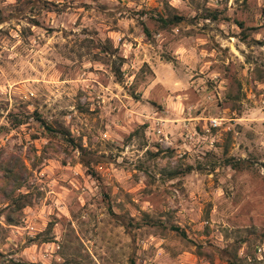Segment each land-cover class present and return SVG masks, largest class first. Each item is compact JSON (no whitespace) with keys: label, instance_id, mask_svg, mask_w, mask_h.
I'll use <instances>...</instances> for the list:
<instances>
[{"label":"rangeland","instance_id":"374dc122","mask_svg":"<svg viewBox=\"0 0 264 264\" xmlns=\"http://www.w3.org/2000/svg\"><path fill=\"white\" fill-rule=\"evenodd\" d=\"M0 20V164L26 169L3 264H264V0H0Z\"/></svg>","mask_w":264,"mask_h":264},{"label":"trees","instance_id":"16d2710c","mask_svg":"<svg viewBox=\"0 0 264 264\" xmlns=\"http://www.w3.org/2000/svg\"><path fill=\"white\" fill-rule=\"evenodd\" d=\"M138 14L143 17L144 14L146 15L147 13L145 11H142V13H138ZM150 19L151 21H154V23L158 26V30L171 29V28L177 27L182 22H185L188 20L186 17L179 16L177 14H173V15L172 14L162 15L161 14V15H158L157 17H152ZM204 19L217 20L218 15L217 13L210 14V15H207V17H204ZM3 23H4V20H0V25ZM239 27L241 29H244V24L239 23ZM143 34L148 40H151L152 31L148 27H146L144 24H143ZM36 118L39 122H41L44 125V127L49 132H51L52 134H56V135L59 134L57 133L55 129L47 125V123L44 120H42L41 117H39V115H36ZM14 159H16L17 161ZM91 162H92L91 160H87V161H84L83 163L85 167L89 170L90 175L98 181L99 178L97 177V174L95 173V171L91 169ZM228 163L234 169H242L241 162L228 161ZM187 170H188L187 172H191L193 169L192 167H189ZM25 171L26 169L22 161H20V159L14 156H12L11 158L5 160L4 162L0 164V172L2 174V177L0 178V192L4 196V198H6L7 200H12L15 192L17 190H20L23 187L24 181L26 180ZM21 197H24V196L21 195ZM110 213L114 218H117L127 230L139 229L143 226H150V227H161L162 226L161 223H156L153 221H144L142 223L141 222L137 223L133 219H125V218L119 217L118 215L113 213L111 209H110ZM8 222L10 223V225H12L11 223L13 221L9 219ZM165 228L172 232L178 233L183 238L187 237L186 233L178 226L170 225V226H166ZM221 255L227 259L228 264H237L235 261V257H232L231 255H229L227 251L225 250L221 251ZM4 260H5V257L0 253V264H3Z\"/></svg>","mask_w":264,"mask_h":264},{"label":"built area","instance_id":"2783aa9c","mask_svg":"<svg viewBox=\"0 0 264 264\" xmlns=\"http://www.w3.org/2000/svg\"><path fill=\"white\" fill-rule=\"evenodd\" d=\"M258 253H259V255L264 254V245H262V247H260V248L258 249Z\"/></svg>","mask_w":264,"mask_h":264}]
</instances>
